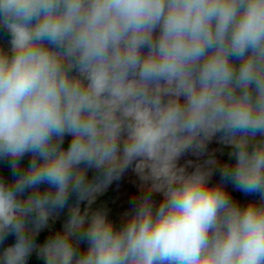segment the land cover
I'll return each instance as SVG.
<instances>
[{
  "label": "clouds",
  "instance_id": "9594fccd",
  "mask_svg": "<svg viewBox=\"0 0 264 264\" xmlns=\"http://www.w3.org/2000/svg\"><path fill=\"white\" fill-rule=\"evenodd\" d=\"M0 164V264H264V0H0Z\"/></svg>",
  "mask_w": 264,
  "mask_h": 264
},
{
  "label": "water",
  "instance_id": "95a60500",
  "mask_svg": "<svg viewBox=\"0 0 264 264\" xmlns=\"http://www.w3.org/2000/svg\"><path fill=\"white\" fill-rule=\"evenodd\" d=\"M208 152L209 154L215 155L219 163H223L225 161L223 150L221 151V145H219L215 140L208 144ZM206 157H195L191 154H186L181 157L178 161L179 164H186V161L192 160L194 163L202 162ZM189 170L191 168L189 167ZM220 179L219 173H215L212 177V181L215 182ZM114 197H115V205L117 212V223L120 221L121 214L128 210L130 207V201L133 197L139 195V178L137 175L129 169L119 181H114L112 184ZM228 191L231 194V191ZM232 195V194H231ZM160 198L158 193L153 194V199L158 201Z\"/></svg>",
  "mask_w": 264,
  "mask_h": 264
},
{
  "label": "trees",
  "instance_id": "16d2710c",
  "mask_svg": "<svg viewBox=\"0 0 264 264\" xmlns=\"http://www.w3.org/2000/svg\"><path fill=\"white\" fill-rule=\"evenodd\" d=\"M66 143H67V140H66ZM227 151H228L227 148H223V154H224L225 160L227 159ZM0 173H3L5 176L9 174V170L6 164H0ZM89 175L91 176L92 173L90 172ZM228 186H229V190L231 191L232 196H234L236 199L240 200L241 202L248 199V197L245 194L236 190L232 185H228ZM96 206L106 207L109 211L110 217L113 219L114 222L117 223V215H116L117 212H116L115 197H114L112 185H110L109 188L103 194L98 196L97 201L93 205V207H96ZM65 213H66V210H65ZM65 213H62L61 216L56 221L52 222L53 229L60 227L65 217ZM48 234H49V230L45 229L41 231V233L36 237V239L38 241H42L45 238V236ZM13 240H14V237L9 236L6 243H10ZM27 264H43V261L37 258L35 254H33L32 256L29 257Z\"/></svg>",
  "mask_w": 264,
  "mask_h": 264
}]
</instances>
